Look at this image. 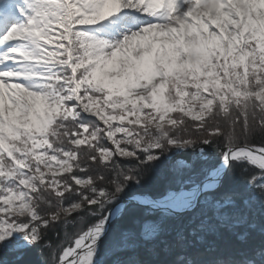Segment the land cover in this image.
Masks as SVG:
<instances>
[{
    "label": "rangeland",
    "instance_id": "374dc122",
    "mask_svg": "<svg viewBox=\"0 0 264 264\" xmlns=\"http://www.w3.org/2000/svg\"><path fill=\"white\" fill-rule=\"evenodd\" d=\"M0 5L3 6L0 7V152L11 148L3 137L5 133L17 136L20 132L16 130L34 133L36 163L41 167L36 171L50 178L57 195L65 190L58 189L59 177L69 169V153L63 151L58 156L42 151L48 147L45 131L55 115L66 112L70 115L78 110L98 119L102 126L121 133H125L120 126L123 124L144 126L143 134L150 139L147 144L159 147L157 142L165 138V128L175 124L171 111L176 110L185 119L199 123L210 112L212 98L226 99L227 89L236 98L250 95L257 103L264 104V0H0ZM223 11L230 14L228 24L219 21L218 14ZM71 13L72 19L69 18ZM72 36L79 43L76 56L68 45ZM54 58H58L64 68L81 71L82 77L76 82L72 70L71 78L65 82L52 76L54 82L71 85V88L63 85L58 91L50 85L49 79L44 80L43 76L50 72L46 69V59ZM81 89H86L92 97V91L98 89L104 96L82 102ZM191 89H200L202 94ZM67 101H70L68 107L64 105ZM99 133L98 128L84 127L79 138L70 143L77 146L84 140L96 141ZM158 133L160 137L156 139L154 134ZM219 133L211 131L209 135L219 136ZM140 141V137L134 140L136 145ZM114 143H111L112 149L118 153L119 143ZM195 143L191 140L170 142L175 150L170 158L171 170L192 186L152 199L167 207L175 206V198L201 185L217 168L226 151L243 147L218 148L224 153L215 167L207 173L202 170V173L183 177L182 171L189 170L187 163L174 157L209 142ZM249 147L264 152V148ZM100 152L108 158L112 151L101 148ZM193 155L196 154L192 153V158ZM235 162L251 166L245 159H236L231 164ZM29 182V179L22 180L20 188L10 187L0 195L1 252L28 248L37 240L34 229L12 220L23 215L31 222L36 220L30 210ZM76 183L87 184L79 180ZM95 204L98 205L89 203L87 206ZM199 204L200 201L197 208ZM80 209L79 206L69 207L64 213ZM196 209L169 216L181 217ZM159 214L157 220L142 225L140 240L161 237V222L168 214ZM96 225L82 230L72 245L61 251L56 264L76 239ZM133 238L132 232L111 236L104 246L99 244L94 249L90 264H101L117 251L134 248L137 244Z\"/></svg>",
    "mask_w": 264,
    "mask_h": 264
},
{
    "label": "trees",
    "instance_id": "16d2710c",
    "mask_svg": "<svg viewBox=\"0 0 264 264\" xmlns=\"http://www.w3.org/2000/svg\"><path fill=\"white\" fill-rule=\"evenodd\" d=\"M72 15H69L70 19ZM68 45L76 56L79 43L74 36ZM46 63L50 72L43 76L44 80L49 79L50 85L58 91L64 86L71 88V85L54 82L55 77L65 82L72 76L60 60L46 59ZM79 71L73 70L75 82L82 77ZM191 91L202 94L200 89ZM92 93L93 97L86 89H81L80 100L86 102L89 98L104 96L98 89ZM226 93L224 100L210 96L213 97L210 112L199 123L185 119L176 110L171 111L175 124L165 128V138L157 142L159 147L147 144L150 139L143 134L144 126L123 124L120 126L125 133H121L102 126L98 119L78 110L70 115L67 112L55 115L45 131L48 147L42 151L58 156L63 151L69 153V169L59 177L61 186L58 189H65L60 195L55 194L50 178L36 171L41 167L36 163L34 133L25 130H16L20 132L18 136L5 133L3 137L11 148L5 153L0 152V195L10 187L20 188V181L30 180L27 191L30 210L36 220L31 222L25 215L12 220L34 229L37 240L28 248L0 251V264H56L61 251L71 246L82 230L100 222L120 200L133 195L158 199L192 186L171 170L173 161L170 158L175 150L170 142L191 140L200 145L208 141L209 146L216 148L246 145L264 148V104L257 103L250 95L236 98L230 89ZM69 103L64 102V105L68 107ZM168 108L172 110V104ZM84 127L98 128L99 139L72 145L70 141L79 138ZM211 131L220 132L219 136L209 135ZM154 135L156 139L160 137V133ZM138 137L141 141L136 145L134 140ZM112 141L119 143L118 153L112 149ZM120 147L126 153H122ZM101 148L112 151L111 156L105 158ZM221 155L219 153L205 164L204 158L193 155L191 163L186 165L189 170L182 171L183 177L202 170L207 173L219 163ZM262 177L263 173L246 163H232L217 191L205 195L191 214L165 215L161 222L163 234L152 241L140 240L139 230L146 221L157 220L160 214L127 206L110 224L108 235L100 246H104L111 236L117 237L123 232H132L137 245L113 253L101 264H264ZM76 180L87 184L79 186ZM89 203H98L99 215L82 210ZM74 206L81 209L64 213L65 209Z\"/></svg>",
    "mask_w": 264,
    "mask_h": 264
},
{
    "label": "water",
    "instance_id": "95a60500",
    "mask_svg": "<svg viewBox=\"0 0 264 264\" xmlns=\"http://www.w3.org/2000/svg\"><path fill=\"white\" fill-rule=\"evenodd\" d=\"M198 150H201L202 153L200 154V156H203L205 157V161H207L208 159L210 158H214L217 156L218 152L220 153H224L223 150H219L217 149L216 147H211L209 145H201L198 149L196 150H185V151H182L180 152L179 154H177L175 157H174V160H181V161H184L185 163H189L190 162V159H191V154L192 153H195L197 154ZM235 150H250L252 152H255L256 151V148H253V147H249V146H243V147H238V148H232V149H229L228 151H226L224 153V155L226 156L227 153L229 152H232V151H235ZM263 155H264V152H262ZM224 156V157H225ZM223 160V158H222ZM222 160L220 161L219 165L217 166V168L215 170H217L219 168V166L221 165L222 163ZM236 159H233V160H230L228 159L227 162H226V166H225V169L222 173V175L219 177V179H217V185L214 189H210V188H207V184H209L210 182V175L212 172H214L215 170L211 171L209 173V176L206 180H204V182L199 185V186H196L194 187L193 189H195V197L194 199L192 200V202H189V207L188 208H179L177 209L176 206L178 204H176L175 206H170V207H167L165 205H163L160 201L158 200H154L152 198H150L149 196L147 195H138V196H132V197H129V198H126V199H122L120 200L116 205H114L105 215V217L103 218V220L100 222H104V229H103V232L101 233V235L92 243L91 245V250L94 251V249L100 244V242L104 239V237L106 236L108 230H109V227H110V224L115 220V219H109V214L111 213V211H113L114 209L118 208V207H121L122 210L126 207V206H137V207H140V208H144L146 210H149V211H155V212H163L165 214H168V215H173V216H178V215H181V214H184V213H189L191 211H193L194 209L197 208V205L200 201V199L202 198V196H204L205 194H208L210 192H213L214 190L218 189L221 184H222V181H223V178L225 176V174L227 173L228 171V168L231 164L232 161H234ZM251 166H253L254 168H256L258 171L260 172H264V169H261L253 164H251L249 161H247ZM193 189L191 190H187V191H183V192H190L192 191ZM136 198H144L146 200H148L147 204H139L137 203L135 200ZM98 208V205L95 204V205H89L85 208L84 211H89V212H92V213H96L99 215V212L97 210ZM121 210V212H122ZM99 225V224H98ZM98 225H96L94 228H96ZM94 228H91V229H94ZM90 229V230H91ZM88 232V231H87ZM86 233V232H85ZM84 233V234H85ZM83 234V235H84ZM82 235V236H83ZM82 236H80L79 238H81ZM78 238V239H79ZM77 240V239H76ZM60 264V261L59 263Z\"/></svg>",
    "mask_w": 264,
    "mask_h": 264
},
{
    "label": "bare ground",
    "instance_id": "6f19581e",
    "mask_svg": "<svg viewBox=\"0 0 264 264\" xmlns=\"http://www.w3.org/2000/svg\"><path fill=\"white\" fill-rule=\"evenodd\" d=\"M0 7L2 8L3 6L0 5ZM218 17L219 21L225 24L231 22L230 14L227 11L220 12L218 14ZM228 159H245L251 164L261 169H264V155L261 151L256 150L255 152H252L250 150H235L227 153L226 156L223 158L219 168L211 173L210 182L209 184H207V188H210L212 190L216 187L217 179H219V177L222 175ZM195 194V189L190 192L180 194L177 197L178 199L175 198V202L176 204H178L176 208H188L190 204L189 202H192L195 197ZM184 200L187 202H185ZM135 201L139 204H147L148 202V200L144 198H136ZM121 210L122 208L118 207L111 211V213L109 214V219H116L120 215ZM103 229L104 222L100 223L96 228L89 230L81 238L77 239L73 247L71 249H67L63 253L60 259V264H90L93 256L91 245L101 235Z\"/></svg>",
    "mask_w": 264,
    "mask_h": 264
}]
</instances>
